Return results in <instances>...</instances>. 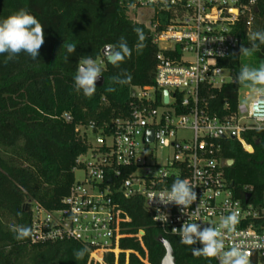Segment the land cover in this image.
<instances>
[{"label":"built area","instance_id":"2783aa9c","mask_svg":"<svg viewBox=\"0 0 264 264\" xmlns=\"http://www.w3.org/2000/svg\"><path fill=\"white\" fill-rule=\"evenodd\" d=\"M131 5L135 7H128V15L148 13L147 24L139 19L135 23L150 31L159 49L155 84L133 88L138 92H132L135 101L129 117L110 126L76 128L84 142L85 138L91 142H85L87 152L78 157L73 170L74 175L83 172L84 178L75 181L59 209L30 204V242H78L90 252L88 264H106L108 255L114 257V264H121L123 254L124 264L130 263L132 254L141 264H150L144 233L129 232L131 218L119 204L121 199L140 196L153 222L178 240L173 228L185 222L216 226L222 216L235 211L237 234L225 233L226 248L244 241L251 264H264V250L250 246L256 236H264V194L262 203L251 202L248 193L237 199L225 174L228 160L220 157L225 140L254 153L244 135L264 127L254 115L264 96L247 91L241 103L239 90L235 106L225 101L221 110L212 107L216 91L236 83L234 72L220 62L238 53L241 28L250 34L257 0H132ZM176 178L196 186L198 199L185 213L174 204L149 202L150 193L170 190ZM157 207L168 215L167 223L153 219L159 215ZM129 239L138 241L144 254L122 250V242Z\"/></svg>","mask_w":264,"mask_h":264},{"label":"trees","instance_id":"16d2710c","mask_svg":"<svg viewBox=\"0 0 264 264\" xmlns=\"http://www.w3.org/2000/svg\"><path fill=\"white\" fill-rule=\"evenodd\" d=\"M131 4L132 0H0V19L26 8L44 25L45 33L37 59L21 53L5 63V56H0V264L89 263V250L84 259L74 258L75 250L87 248L78 242L33 244L30 238L17 241L10 226L31 228L27 204L38 203L48 211L61 208L76 181V160L88 149L76 133L78 126L95 124L100 128L129 117L135 101L133 88L155 84L159 49L153 44L150 31L129 17ZM257 9L250 34L244 28L240 30L241 44L246 47H251L254 31L264 30V0H257ZM137 27L146 36L145 47L140 51L135 48L138 38L133 29ZM121 36L126 38L132 55L118 69L107 61L103 50L106 44L118 43ZM64 42L77 45L67 62ZM89 55L101 64L104 84L91 98H86L74 90L73 77L79 59ZM262 61L264 45L252 57L239 55L238 50L220 65L232 70L236 77L242 65L258 67ZM122 69L131 74L132 80L124 86L116 85L115 92H107L106 88L113 86L110 77ZM243 86L228 84L216 91L218 98L212 104L213 110H221L225 101L235 106ZM65 115L71 117L70 122ZM244 138L253 146V154L246 153L238 142L225 140L220 157L234 162L225 173L233 184L234 196L243 200L248 193L251 202L262 203L264 131L247 133ZM119 204L131 218L129 232L144 233L150 264H161L165 257L161 239L171 245L176 264H217L214 258L194 256L190 246L157 226L145 210L142 197L121 199ZM18 212L23 215L18 216ZM121 248L144 254L134 239L124 240ZM105 262L114 264V257L106 256ZM120 263H125L124 254ZM129 264L141 263L132 254Z\"/></svg>","mask_w":264,"mask_h":264},{"label":"clouds","instance_id":"9594fccd","mask_svg":"<svg viewBox=\"0 0 264 264\" xmlns=\"http://www.w3.org/2000/svg\"><path fill=\"white\" fill-rule=\"evenodd\" d=\"M135 7V5H129ZM138 42L135 45L137 51L145 47L144 41L146 36L141 28H134ZM253 41L251 47L243 44L239 47V55L252 57L259 50L260 45H264V30L254 31L250 37ZM258 41V43H257ZM45 42L44 25L32 15L26 8H21L15 13L0 19V56H5V63L14 60L21 53L27 54L35 60L40 55V49ZM68 55L64 57L68 61L70 55L76 52L75 43H63ZM105 56L107 61L115 68H120L121 64L130 58L132 49L124 36L119 38L116 44H106ZM103 75L101 64L91 55L82 56L77 64L74 79V90L77 93H83L86 98H91L97 89V81ZM132 76L126 70L110 77L111 85L106 88L107 92H115L116 85L124 86L130 83ZM235 82L250 87L257 96H264V61L260 62L258 67H252L248 64L242 65ZM259 105L254 115L258 121L264 122V101H257ZM258 131L264 130V127H258ZM196 186L190 184L187 179L176 178L170 190L162 191L158 194H149V202L167 207L176 205L180 207L181 212L193 205L197 201L198 195L194 191ZM159 215L153 219L167 223L168 215L161 211L160 207L156 208ZM163 213V216L161 215ZM22 216V212L17 213ZM239 216L233 211L227 216H222L216 226H201L198 223H183L179 229L173 228L174 233H178L179 242L183 245L190 246L192 254L196 257L215 258L219 264H251V253L247 250L249 245L241 241L234 243L226 248L225 233L236 235ZM11 231L17 241H23L31 238L32 229L25 226L12 225ZM199 243L201 247H192ZM257 250H264V236H256L250 245ZM87 248L75 250L73 255L76 260L84 259L87 254Z\"/></svg>","mask_w":264,"mask_h":264},{"label":"water","instance_id":"95a60500","mask_svg":"<svg viewBox=\"0 0 264 264\" xmlns=\"http://www.w3.org/2000/svg\"><path fill=\"white\" fill-rule=\"evenodd\" d=\"M255 13H258V9H255ZM103 55H105V50H103ZM103 84H104V78L101 76L97 81V89L101 88L103 86ZM164 96H165V102L167 103L168 102V93L165 92ZM149 136H150V139H152L153 133L151 132ZM233 163L234 162L231 160L228 161V166L231 167L233 165ZM230 188H233V184H231ZM248 199H249V196H247L246 202H248ZM29 206H30V204H27L25 206V209L27 211L29 209ZM159 243L164 247V249L166 251L165 257L162 260L161 264H176L174 252H173V249H172L171 245L169 244V242L165 241L164 239H161L159 241Z\"/></svg>","mask_w":264,"mask_h":264},{"label":"rangeland","instance_id":"374dc122","mask_svg":"<svg viewBox=\"0 0 264 264\" xmlns=\"http://www.w3.org/2000/svg\"><path fill=\"white\" fill-rule=\"evenodd\" d=\"M147 15H148V13H146ZM145 13H142L141 15H140V17H138V16H136L135 14H129V17L131 18V20H133L134 22L136 21V20H138L139 19V21H140V23H145V24H147L148 23V21H147V18H148V16L146 15ZM134 92H138V90H133ZM247 91H249V92H253V90L250 88V87H246V86H243L242 88H241V90H240V97H239V101L241 102V103H244L245 101H244V94H245V92H247ZM181 136H183V137H186V138H190L191 137V135L190 134H188V133H183V134H180ZM85 142L87 143V144H90L91 142L89 141V139H86L85 138ZM83 178H84V175H83V172H81V171H79V172H76V174H75V180H76V182H80V181H82L83 180Z\"/></svg>","mask_w":264,"mask_h":264}]
</instances>
